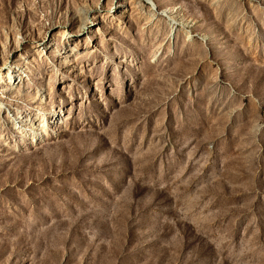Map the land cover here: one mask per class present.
Returning a JSON list of instances; mask_svg holds the SVG:
<instances>
[{
  "label": "rangeland",
  "instance_id": "obj_1",
  "mask_svg": "<svg viewBox=\"0 0 264 264\" xmlns=\"http://www.w3.org/2000/svg\"><path fill=\"white\" fill-rule=\"evenodd\" d=\"M0 264H264V0H0Z\"/></svg>",
  "mask_w": 264,
  "mask_h": 264
},
{
  "label": "water",
  "instance_id": "obj_2",
  "mask_svg": "<svg viewBox=\"0 0 264 264\" xmlns=\"http://www.w3.org/2000/svg\"><path fill=\"white\" fill-rule=\"evenodd\" d=\"M149 2H150V4H151V6L154 7L153 3H152L151 1H149Z\"/></svg>",
  "mask_w": 264,
  "mask_h": 264
}]
</instances>
